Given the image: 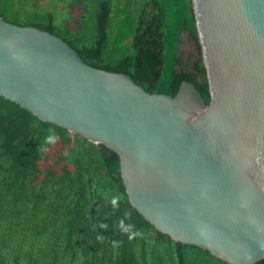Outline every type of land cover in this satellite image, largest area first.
I'll list each match as a JSON object with an SVG mask.
<instances>
[{
    "label": "water",
    "instance_id": "95a60500",
    "mask_svg": "<svg viewBox=\"0 0 264 264\" xmlns=\"http://www.w3.org/2000/svg\"><path fill=\"white\" fill-rule=\"evenodd\" d=\"M209 100L151 93L0 15V96L119 158L155 229L229 264L264 259V0H191ZM112 150L111 154H108Z\"/></svg>",
    "mask_w": 264,
    "mask_h": 264
},
{
    "label": "trees",
    "instance_id": "16d2710c",
    "mask_svg": "<svg viewBox=\"0 0 264 264\" xmlns=\"http://www.w3.org/2000/svg\"><path fill=\"white\" fill-rule=\"evenodd\" d=\"M0 15L63 38L87 64L129 74L151 93L174 95L190 81L208 103L191 0H0ZM182 32L191 41L184 53ZM0 264L229 263L144 219L128 200L115 152L104 155L0 96Z\"/></svg>",
    "mask_w": 264,
    "mask_h": 264
},
{
    "label": "rangeland",
    "instance_id": "374dc122",
    "mask_svg": "<svg viewBox=\"0 0 264 264\" xmlns=\"http://www.w3.org/2000/svg\"><path fill=\"white\" fill-rule=\"evenodd\" d=\"M177 44V39H175V34L171 33L169 35V39H168V44L165 48V57H166V60H167V67L169 69L170 67V61H171V57H172V54H173V50H174V47L175 45ZM191 48V41L190 39L187 37V33L186 32H182V35H181V42H180V51H182L183 53L188 51L189 49ZM55 153V150L52 149L50 151V155L51 157L54 155ZM49 162V161H47ZM43 164H46V163H42Z\"/></svg>",
    "mask_w": 264,
    "mask_h": 264
}]
</instances>
